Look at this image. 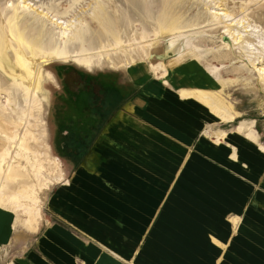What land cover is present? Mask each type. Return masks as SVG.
Segmentation results:
<instances>
[{
	"label": "rangeland",
	"instance_id": "1",
	"mask_svg": "<svg viewBox=\"0 0 264 264\" xmlns=\"http://www.w3.org/2000/svg\"><path fill=\"white\" fill-rule=\"evenodd\" d=\"M16 1L0 0V24H2V10L6 7L10 10L11 3L18 7ZM262 1H29L34 5L31 9H35V11L41 10V4L45 8L51 3H55L56 6L60 5L58 7L60 10L66 4L73 3L74 7L62 20L75 23L78 20L86 21L92 25L93 32L85 35L81 42L75 41L71 37L66 39V44L57 38L42 43V47L46 49L53 46L66 47L68 54L64 57L48 54L41 56L33 47L23 45L21 48L17 46V53L23 51L32 60L30 71L27 64L16 61L17 55L13 49L6 50L4 54L7 55L6 58L0 56V152L2 147H7L10 154L14 155L18 146L16 139H20L23 135L27 139L26 147L28 148V151L21 150V155L17 156L13 163L14 169L18 171L15 179L7 181L3 179L5 186L2 193L9 196L16 195L18 198L14 200L15 204L7 202L9 196H5L4 201H0V264H17V259L28 256L30 249L37 247L32 242L43 234L49 220L56 221L57 218L51 210V196L58 191L66 179H71V176L81 168L82 162L92 146L94 148L113 146L115 137L109 131L114 132L119 125H124L121 117L130 113H127V109L131 108L138 98L137 94L140 93L137 92L140 86L132 82L130 77V68L133 66H143L145 72L148 69V72L152 73L149 75V79L152 80L158 76L160 78L156 80L161 82L164 79L165 83H169L168 78L173 70H178L180 73L179 68L191 76L196 74L197 90L191 89L194 88L192 87L195 84L193 81L185 84L180 82L181 87L190 86L189 89H181L180 94L185 90L190 92L199 90L209 95L212 101L214 100L225 107L231 116V118L228 116L227 119L220 117L205 101L206 99L210 100L207 96L199 98L188 95L190 99L202 101L207 106L204 104L200 106L195 102H193L197 104L195 107L190 104L187 106L194 116L199 112L201 115L197 116L198 123L188 122L192 125L194 136L190 138V143H187L185 148V156L189 157L183 172L184 170L190 173L195 171L201 174L211 170L218 172L217 169L220 168L226 170V163L221 162L217 158L218 155L212 150H208L206 146L216 145L222 149L230 150L231 146L242 147L244 141L255 147L254 149H258L260 146L259 148L264 150V70H259L264 67V50L257 47L258 50H253L257 56L246 55L242 45H240L242 48L232 47L229 37V32L236 36L243 30L241 29L242 21H244V27L250 22V24L264 27L262 25L264 16L262 19L258 14L264 12V0ZM97 8L102 17L99 18L100 25L103 24L102 27L90 16L92 11L97 12ZM219 9H224V12H219ZM135 11L138 14H135ZM221 13L231 16L226 17ZM32 14L37 15L34 11ZM149 15L153 16L154 20H151ZM172 15L175 18L179 17L180 21L178 22L183 25L189 24V27L175 31H170V28L162 30L160 23H168L166 19ZM135 16L143 18L145 22L143 23L147 24V27L145 26L147 33L143 39H137L140 33H134L132 23L136 19ZM38 20L43 22L40 17ZM239 21L241 22L237 24ZM43 24L46 30L54 29V25L48 21L44 20ZM19 25L21 24L19 23ZM157 26L159 30L154 31ZM122 27L124 28L123 32ZM139 27L141 28L140 32L142 31L141 24ZM20 28L24 31L20 35L21 43L26 44L29 39L33 45H37V40L34 38L38 33L37 29L26 24H22ZM2 29L6 33L5 26ZM118 29L119 33H109L118 31ZM134 38L136 39L134 40ZM112 40L120 41V46H114ZM243 45L252 46L246 43ZM121 51H126V54L134 62L130 63L128 59L125 60L129 62L126 66L124 62L115 67L112 66L109 58L120 62V59L115 55H122ZM146 54H148V58L145 56ZM184 54L185 58L181 62L178 61ZM83 57H89L90 64H85ZM78 58H83L84 62L82 60L80 62ZM159 59L167 66L169 70L167 74L160 69L153 73L147 66L149 60L156 62ZM47 72L52 75V79L48 78ZM76 72L98 76L106 80L102 86L106 90L103 105H94L95 108L83 111L81 104L77 105L72 100L70 101L68 93L64 91L63 84H69L64 82L65 77L66 80H73ZM16 80L20 81L19 86L16 85ZM79 84L80 82L76 85L73 83L69 85L77 87ZM162 86L167 88L165 85ZM25 88L39 91L40 110L36 108L32 97ZM98 90L99 88L95 91ZM170 91L175 97H178L175 91ZM100 115L103 116L100 117ZM69 121H71L70 124ZM65 129L68 131L71 129L74 136L67 135L66 139L61 133ZM252 133L256 138L252 137ZM77 136L81 139H78ZM119 136L120 134L117 139ZM7 137L14 140L8 142ZM59 140H67L71 146L78 145V142L81 143V147L84 142L89 145L77 150L67 146L59 148L55 146ZM198 153L202 157H197ZM261 157L264 159V151ZM8 159L11 161L10 157ZM38 163L43 164L41 170L45 174L43 177L46 180L43 178L39 180L35 176L33 166H37ZM193 164L196 165L195 168ZM32 199L38 201L39 224L36 229L26 227L25 215L21 210L23 205L32 203ZM155 223L152 225V229H154ZM148 235L140 242L131 245L139 250L141 256H146L149 259L146 252L143 251L148 243ZM127 245L130 246V244ZM122 250L124 251L121 253L122 256L128 261H132L130 260L131 255L136 251ZM163 262H165L163 258L156 257L157 264Z\"/></svg>",
	"mask_w": 264,
	"mask_h": 264
},
{
	"label": "crops",
	"instance_id": "2",
	"mask_svg": "<svg viewBox=\"0 0 264 264\" xmlns=\"http://www.w3.org/2000/svg\"><path fill=\"white\" fill-rule=\"evenodd\" d=\"M139 68H130V77L140 93L121 117L124 125L109 131L113 146H92L51 196L56 221L49 220L32 242L37 247L17 264H157L156 257L162 264H264V150L244 141L230 150L206 146L226 170L183 172L194 136L188 122L198 123L201 115L187 106L204 103L182 97L179 91L190 86L179 83L193 81L197 90V75L178 67L165 83L149 79L148 71L135 78ZM80 145L67 147L89 144ZM147 235L149 259L131 245ZM122 249L136 251L132 261Z\"/></svg>",
	"mask_w": 264,
	"mask_h": 264
},
{
	"label": "bare ground",
	"instance_id": "3",
	"mask_svg": "<svg viewBox=\"0 0 264 264\" xmlns=\"http://www.w3.org/2000/svg\"><path fill=\"white\" fill-rule=\"evenodd\" d=\"M29 1L30 0H22V1L17 0L16 4L18 7H16L14 3H11L9 5V7H11L10 10L5 6L6 8L3 9L2 13H1L2 24H0V56H3L6 58L7 55H4L6 50L7 49H13L17 55L16 61L22 62L23 64H27L29 66L28 67L29 71L31 69L33 62H32V60H30L28 58L27 54L24 53L23 51L17 53V51H16L17 46H19L21 48L23 45L24 46L27 45V47H31V48L33 47L34 49H36L37 54L41 55V56L48 54V55H53L56 57H64L68 54V50L66 49V47H63V48L62 47H54L52 44L53 47L46 49V48L42 47V43L44 41H46V42L51 41V40L53 41L54 39L57 38L60 41H63L64 44H66V41H67L66 39H70L71 37H73L72 39H74L75 41L81 42L85 35L89 34L91 31L93 32V30H91L92 25L86 21L78 20L77 23H75L72 21L67 22V21L62 20L64 16H68L69 12L74 7L73 3L66 4V6H64L60 10L58 9V7L60 5L56 6L55 3H51L50 5L46 6L45 8H43L44 5L41 4L40 5L41 10L35 11V9H31V7H33L34 5L31 4ZM241 4H243V3L241 2ZM219 10H220L219 12H224V9H219ZM33 11H34V13H37V15L32 14ZM96 11L97 12L92 11L90 16L93 17V19L96 20L100 25V19L99 18L101 16L99 15L98 8L96 9ZM135 14H138V12L135 11ZM221 14H225L226 17L231 16V15H228L226 13H221ZM258 14L260 15L259 17H261V18H262V16H264V12L258 13ZM37 17L38 18L40 17L41 19H43V22L41 23ZM141 17H143V16H141ZM148 17H150L151 20H154L152 18L153 16L149 15ZM135 18L136 19H134V21L132 23L134 33H140L139 37L137 39H143V38H145V35H146L145 33H147V30H146L147 24H144L145 22H144L143 18H140L138 16H135ZM176 19H178V20H176ZM44 20L53 24L54 29H52L50 31L46 30L45 26L43 24ZM166 21H168V23H166V24L160 23L161 24L160 28L162 30H167L170 28V31H175L178 29H184V28L189 27V24L183 25L181 22H178V21H180L179 17L175 18L174 15L170 16L168 19H166ZM240 22L241 21L237 22V24H239ZM19 23L21 25L26 24L30 27L37 29L38 33H36L34 36V38L37 40L36 41L37 45L36 44L33 45V42L29 39H28V42H26V44L21 43L22 38L20 37V35H22L24 33V31L20 28L21 25H19ZM250 23H247V26L244 27V21H242L241 29H243V30L240 33H238L236 36L233 33L229 32L230 43H231L232 47H234V48H239V47H241L240 45H242L243 48L242 47L241 48L244 49V51L247 53L246 55H249V56L256 55L257 56V53H254L253 50H258V48L260 50H264V27H262L260 25H253ZM140 24L142 26V31L139 32V30L141 29L139 27ZM102 25H100V26L102 27ZM262 25H264V24L262 23ZM3 26H5V28H6V33L2 29ZM158 30H159L158 26L154 28V31H158ZM123 31H124V28L122 29V32ZM119 32H120V30L118 29V31H112V32L110 31L109 33H119ZM174 33H176V32H174ZM135 39L136 38H134V40ZM112 41H113L112 44L114 46H117V45L120 46V44H119L120 41H118V40H112ZM244 43L250 44L252 46H247V45L244 46L243 45ZM36 52H35V54H36ZM30 53H32V52H30ZM120 53L122 55H115L118 59H120V62L116 59L109 58L112 66L115 67L117 64H121L123 62L125 63V66H126L129 62L130 63L134 62L133 59H131L129 57V55L126 54V51H121ZM145 56L148 58V54H146ZM151 56H152V54H151ZM83 58L82 59L78 58V59L81 62V60L83 61ZM88 60L90 61L91 59L89 57L84 58L85 64H88V63L90 64L91 61L89 62ZM125 60H128L129 62H127ZM147 66H149V68L153 71V73L157 69L162 70L166 74L169 72V70L167 69V66H165V64L163 63V61L161 59H159L156 62L149 60ZM144 69H140V68L136 69L134 71L135 78L142 79L144 77V74L146 73L144 71ZM259 70H264V67L259 68ZM147 71H148V69H147ZM46 75L48 76V78L52 79V75L49 72H47ZM16 79H18V78H16ZM15 83L17 86L20 85L19 80H16ZM25 90H27V92L32 97L36 108L38 110H40L41 109V104H40L41 102H40V97H39V93H38L39 91L38 90H30L29 88H25ZM188 95H194V96H197L199 98H203V97L207 96V98L210 99L209 95L204 94L203 92H201L199 90L193 91V92L185 90V91L181 92L182 97H185ZM205 101L211 106V109H213L218 115H220V117H222L223 119H227V117L229 116V114H228L229 112L225 107L216 103V101H214V100L212 101L211 99L210 100L206 99ZM229 118H231V116H229ZM240 129H242V127H240ZM253 133H252V137H255ZM7 139H8V142L14 140L11 137H7ZM16 140H17L18 146H17V150H16L14 155L10 154V151L7 147L1 148V152H0V201H4L5 196H9V195H4L2 193L3 187L5 186L4 181L14 180L15 176L18 175V171L15 170L14 166H13V163L16 160V157L21 155V152H20L21 150L28 151V148L26 147L27 146V142H26L27 139H26L25 135L21 136L20 139H16ZM9 157H10L11 161L8 159ZM41 167H43L42 163H38L37 166L36 165L33 166V169L35 171V176H37L39 178V180H41V178L46 180L43 177V176H45V174L41 170ZM1 179H2V181H1ZM3 179H4V181H3ZM27 197L29 198L28 195H27ZM17 198L18 197L16 195H11L8 197L7 202L15 204L14 200H16ZM22 198L25 199V197H22ZM31 201H33L34 203L32 202V203L25 205V206L23 205V203H21L23 205L22 206L23 208L21 210L24 212V215H25L26 227L31 228V229H36L38 224H39V221H38L39 210H38V205H37L38 201L34 200V199H32Z\"/></svg>",
	"mask_w": 264,
	"mask_h": 264
},
{
	"label": "flooded vegetation",
	"instance_id": "4",
	"mask_svg": "<svg viewBox=\"0 0 264 264\" xmlns=\"http://www.w3.org/2000/svg\"><path fill=\"white\" fill-rule=\"evenodd\" d=\"M64 82H67L69 84L73 83L75 85L76 83L80 82L79 86L77 87L73 85L70 86L69 84H63V85H64V91L68 93V98L70 99V101L72 100L77 105L81 104L83 106L82 107L83 111L88 108H93L94 105L98 106V105L104 104L106 90L102 86H104L103 83L106 82L105 79H102L101 77H98V76H92V75H88L85 73L76 72L73 80L72 79L66 80V77H65ZM98 88L99 90L95 91ZM70 122L71 121H69V124ZM61 133L66 139H67V135L74 136L71 133V129L69 131L65 129ZM78 139H81V138L78 137ZM78 144H81V143L78 142ZM67 145H69L67 140H59L55 144V146L59 148H66Z\"/></svg>",
	"mask_w": 264,
	"mask_h": 264
}]
</instances>
